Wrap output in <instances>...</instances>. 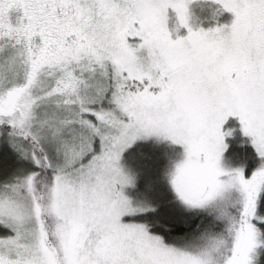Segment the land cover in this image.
Wrapping results in <instances>:
<instances>
[{
  "label": "snow or ice",
  "instance_id": "1",
  "mask_svg": "<svg viewBox=\"0 0 264 264\" xmlns=\"http://www.w3.org/2000/svg\"><path fill=\"white\" fill-rule=\"evenodd\" d=\"M0 264H264V0H0Z\"/></svg>",
  "mask_w": 264,
  "mask_h": 264
},
{
  "label": "trees",
  "instance_id": "2",
  "mask_svg": "<svg viewBox=\"0 0 264 264\" xmlns=\"http://www.w3.org/2000/svg\"><path fill=\"white\" fill-rule=\"evenodd\" d=\"M227 13H225L222 20L227 21ZM171 152V150L161 146L154 145H138L130 150L127 156L134 159L136 166L139 168V186L142 188H152L151 203L158 206V210L154 214H149L147 217L150 220L159 219L162 222H169V217L177 216L181 210L175 205L170 204L168 201L170 197L167 194L165 185L160 182L159 177L163 165L166 163L164 153Z\"/></svg>",
  "mask_w": 264,
  "mask_h": 264
},
{
  "label": "rangeland",
  "instance_id": "3",
  "mask_svg": "<svg viewBox=\"0 0 264 264\" xmlns=\"http://www.w3.org/2000/svg\"><path fill=\"white\" fill-rule=\"evenodd\" d=\"M205 15L206 16H208V17H210L211 16V12H210V10L208 11V12H206L205 13ZM227 17H229V19H230V16L227 14ZM169 150V149H168ZM127 158V162H128V164L136 171V172H138V173H140L139 172V168L136 166V164H135V162H134V159H133V157H131V156H127L126 157ZM139 180H140V175H139ZM152 188L150 189V187H148V189H146V188H141L140 186H139V181H138V186H137V188L134 190V191H132L131 192V195H133L134 197H136L137 199H146V200H148L149 202H151V197H153L152 195H154L153 193H152Z\"/></svg>",
  "mask_w": 264,
  "mask_h": 264
}]
</instances>
